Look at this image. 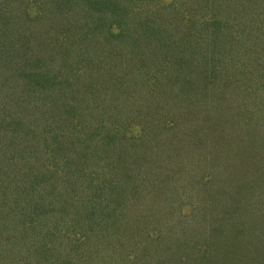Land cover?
Returning <instances> with one entry per match:
<instances>
[{
  "label": "trees",
  "instance_id": "1",
  "mask_svg": "<svg viewBox=\"0 0 264 264\" xmlns=\"http://www.w3.org/2000/svg\"><path fill=\"white\" fill-rule=\"evenodd\" d=\"M194 1L183 11L168 10L162 23L161 0H0V65L9 66L0 77V264H113L140 237L147 244L159 239L156 249L139 245L147 260L169 253L181 260L190 250L200 260L213 239L225 244L217 248H225L218 263L247 264L257 249L255 264H264V13L255 9L259 0H221L218 9ZM19 25L28 35L15 52L8 32ZM181 36L188 60L175 49ZM100 37L116 39L115 50H105ZM203 45L210 55L198 56ZM49 49L53 61L72 55L76 65L56 86ZM189 62L208 68L190 83L180 76ZM167 63L177 70L174 78ZM21 93L31 98L23 101ZM38 105L51 124L33 121L30 133L22 114ZM173 163L178 169L162 177L149 173L151 165ZM191 169L194 180L215 182L220 195L227 187L237 191L244 211L258 212V231L230 239L225 227L214 232L199 216L195 221L180 211L167 213L164 232L152 236L149 226L171 182L192 176ZM219 173L232 184L217 179ZM143 180L145 193L135 192L133 184Z\"/></svg>",
  "mask_w": 264,
  "mask_h": 264
},
{
  "label": "rangeland",
  "instance_id": "2",
  "mask_svg": "<svg viewBox=\"0 0 264 264\" xmlns=\"http://www.w3.org/2000/svg\"><path fill=\"white\" fill-rule=\"evenodd\" d=\"M191 1L192 0H161V4H163L166 7V9L162 11V13L160 15V21L159 22H161V19H163L164 16H166L168 10L169 11H177V12L179 10L183 11L184 6H186V5L189 6ZM195 2L196 1L193 0L192 4ZM201 2H205V4L208 6L209 9H210V3H213L212 6H214L215 9L224 7V5L219 4V3H222L221 0H211V1L210 0H203ZM258 4H260V5L258 7H256L255 9H258L264 13V0L263 1L259 0ZM194 5H196V4H194ZM219 10L221 11V9H219ZM221 13H222V11H221ZM201 16H205V14H203ZM165 19L166 18H164L162 20V23H164ZM235 22L241 23V19L236 18ZM63 23H66V20ZM243 24H245V22H243ZM247 25H251V23H248ZM217 26H219V24H217ZM238 26H240V24ZM8 33H10V35L13 34L15 36L14 40H16V42L11 40L13 42V44L12 43L10 44L11 50H12V47L14 48L15 52L19 51L20 49H23L21 47V45L25 42L24 36L28 35V30H27L26 25H23L22 27L19 25L17 29H16V27L12 28V29L10 28ZM196 35H198V34H196ZM205 37L207 38V40L205 38V40H206L205 44L208 45L209 38L207 36H205ZM129 38H131V34L129 35ZM181 38H182V36L180 38L177 37L178 41L176 42L175 49L177 50L176 46L178 45V49H180L181 53H182L181 55H183L185 60L186 59L188 60L190 54H188V52H187L188 49H186L184 47V44L187 43V40L186 39L182 40ZM39 39H40V37H38L36 39H32L31 46H34V50L31 51V54H36L35 53V52H37L36 41ZM100 40H101V45L105 44L104 49L107 51H111L113 44H117V41L114 38L105 40L104 37H102ZM197 41H199V39H197ZM6 42H7V40H6ZM0 43L2 44L3 41L1 42V40H0ZM181 43H183V44L181 45ZM124 44L127 45V43H124ZM112 50H115L114 47L112 48ZM123 50L124 49H122V52H123ZM202 50H203V52L198 53V56L202 55V54L210 55V53H211L210 49H207L206 51H204L205 50L204 45L201 46V51ZM0 51H1V48H0ZM52 51L53 50H50V49L47 51V57H50ZM31 54H29V51H28L26 54H24V56H25V58H28V56H31ZM117 55L122 56V54H120V53ZM198 56H195L194 59H197ZM51 57L49 58L51 60L55 58V57H53V58H51ZM70 57H72V55H69L65 59H57L56 58L57 59L56 61L52 60L49 63V64H51L50 68H52L55 65L54 69L51 71V73L57 75L56 81L53 83L55 86L58 83L66 82L65 79L67 77H70L69 75L73 76V74H74L73 72L75 70L76 65H75V63L72 62ZM124 57H126V56L124 55ZM133 58H134V56H133ZM154 58L155 59L153 60V63L154 62H158L159 64L161 63L162 59H160L159 57H154ZM2 60H3V58H0V64H1ZM65 63L68 64V66H64ZM211 63L209 65H211ZM218 65H219L218 67L221 66V60L219 61ZM7 67H9V66L3 65L1 67V65H0V70L5 68L4 71L6 72V73L0 75V77L8 75L9 72H7ZM165 67H166L165 69H169L167 72H170L171 77L174 78L175 74L177 73V70L175 68H173L174 66H172V63H167L165 65ZM199 67H201V68L194 66L193 62H191V63L189 62L187 64L182 65V67L180 68L182 71L180 73V76L183 78V81L188 80L189 81L188 83L194 82L197 75L205 74V72H206L205 70L208 69V68H206V69L204 68L205 69L204 70L203 65H200ZM225 76H226V74L222 77L225 78ZM220 82H222V80L221 81L217 80L213 84L219 85V84H221ZM7 84H12V81H8ZM187 89L188 88H185L184 90H187ZM229 90H231V88ZM259 92L264 94V89L261 88ZM20 96L23 98V101L24 100L27 101L28 98H31L30 94H28V93H26V94L21 93ZM169 96H171V94H166V97H169ZM258 98L261 99V96L258 95ZM262 102L264 103V101H262ZM40 110H41L40 105H38L36 107V109L33 108V110L29 111V108H28V110L24 114H22V116H23L22 125L25 127H28L27 124H29V127L27 130L30 133L34 132V129H35V128H33L34 125H36L38 123V126H40L43 121H46V118L40 114ZM37 117H39V119H37ZM30 118H31V121L28 122V120ZM38 120H39V122H38ZM196 120L200 121L197 116H196ZM33 121L36 124L33 123ZM46 122H48L47 124H51L50 120H47ZM214 131L216 132L215 128H214ZM36 132H41V130H39V127H36ZM201 134L205 137L204 130ZM218 134H221V133H218ZM226 134H228V132H226L224 135L226 136ZM130 135H134V134L130 131ZM36 143H37V141H35V144ZM206 143H207V146H210V144H213L211 141H208V142L206 141ZM184 150H186V148L184 149V147L182 146L181 151L184 152ZM30 151H32V150H30ZM177 157H178V155H177ZM174 159L176 160L175 157H174ZM182 159L183 160L186 159V153L182 154ZM188 159L189 160H187L186 163L189 164V168H191V158L188 156ZM152 164H154V162H152ZM176 166H177L176 163H173V166L169 165L166 167H160V169H161V171H160V169H157L156 166L151 165V172H149V173L153 176L154 179H156V178L162 177L163 176L162 174H164L166 172V169H168L169 172L173 171L174 168L178 169V168H176ZM180 169L182 170V173H183V169L182 168H180ZM190 171H191L190 173L192 175L193 170L191 169ZM227 176H228L227 173H224V174L219 173L217 176V179L224 180L225 178H229ZM196 177H197V180H194L193 175L189 176L188 174H184V177H183V178H185L184 180L181 179V181H179L178 179H175L171 182V185H172L171 190L172 191L171 190L168 191L169 195H168L167 200L165 202H164L165 198H162L163 200H162V203L160 205V209L157 212V216L153 220L152 224L149 226V228H150L149 231L152 234V236L156 237V234H158V232H159V234L164 232L163 226L166 225V223H167L166 216H165L167 213L173 214V215H175V214L178 215L180 211L185 212V214L188 215L187 216L188 219H194L195 221L197 219V216H199L200 222L201 223L205 222L204 224L207 225L209 228H211L214 232H215V230H218L217 229L218 227H225L227 231L224 235L230 239L234 238L236 236V233L245 234V235L250 237L251 230H254L256 232L258 231L257 230L258 227L254 225L255 223L256 224L258 223L257 220H254V213L257 214L258 212H252L251 210H248L249 212L244 211V207L241 205L243 203L242 202L243 200L240 197H237V195H236L237 191H235V193H234V190L232 187L231 188L227 187L225 189L226 190L225 194L227 193L228 195H225V194L220 195V193L219 194L217 193L218 186H215V182L208 183V179L206 177H200L199 175H197ZM230 181H231V179L229 178L227 185H229V183L232 184V182H230ZM143 182H144L143 185H140V187L133 184L135 192L138 193V189H139V193H141V194L145 193L146 189H145L144 185L147 183L144 180H143ZM179 182H180L181 187L178 186ZM187 183H189L188 186H191V187L185 186ZM171 185H169V187ZM204 185H205V187H203ZM208 186H210V187L207 189L206 187H208ZM220 189H221V187H220ZM210 190H211V194H210ZM235 201H239L237 204H239L240 206H238V205L235 206L234 205ZM244 202H245V200H244ZM158 203H160V201ZM178 203L181 205L183 204V206H181V209L177 210V212H176V209L178 208L177 207ZM199 206L202 207L203 209L200 208ZM236 207H237V210H236ZM238 207L240 209H238ZM199 212H201V213H199ZM202 214H205L204 217L201 216ZM202 218H204V219H202ZM247 223L249 224L250 227H247ZM140 224L143 225L141 222H140ZM241 224H242V226H240ZM228 225H233V227L228 230V228H227ZM61 229H63V228H61ZM242 229H244V230L246 229V231L241 232ZM259 233H262V231ZM143 234L145 235L146 233L143 232ZM69 236H70V238L72 237V239H73L74 237L77 236V232H73ZM207 236L208 235H206L205 237H207ZM216 237L217 236H215V238ZM146 238L140 237L138 243H136V244L132 243L131 245L128 244V246L123 241H121L122 244L126 245L124 253H121V255H120L123 257V260L119 259L121 261L118 260L113 264H223V263H218V261L216 260L220 254L222 255V253L225 252L224 251L225 248H222L220 251H218L219 249L217 250L219 245H222L223 247L225 246V244H223V242H220V243L215 242L214 243V241L212 239L211 242L213 243V245H215V246H212L211 242L208 241L210 251L208 252L207 257L201 256V253H200V260H198V256H197L199 254V252H197V251L196 252H190L191 250L189 251V255H186L187 257L184 256V258H182L181 260H176V259L173 260L171 257L172 253L171 254L169 253L168 255L164 256L163 258L156 257L154 259L147 260V259H145L144 254H143V257L139 256L140 254H142L141 247L147 245L149 249L151 247L156 249L158 247V244H159V239L156 240L155 238H152L155 241L149 242L147 244ZM66 239L68 240V238H66ZM230 248H232V246H229L227 249H230ZM234 248H235L234 250H236V252H235L236 254L240 255L242 253L240 251L241 247H240L239 243L236 244L234 246ZM91 251L96 252L95 249H93ZM260 255H261V251L258 252L257 249L256 250L252 249V251L249 252L250 257L248 258L247 264H255V260H257V258ZM158 258L160 259V262L158 261ZM79 263L80 264H88V262L87 263L79 262ZM225 264H229V262H226Z\"/></svg>",
  "mask_w": 264,
  "mask_h": 264
}]
</instances>
